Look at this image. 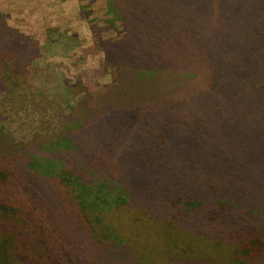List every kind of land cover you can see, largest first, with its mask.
Instances as JSON below:
<instances>
[{
  "label": "trees",
  "instance_id": "trees-1",
  "mask_svg": "<svg viewBox=\"0 0 264 264\" xmlns=\"http://www.w3.org/2000/svg\"><path fill=\"white\" fill-rule=\"evenodd\" d=\"M106 9L110 84L54 138L0 121V264H264V0ZM41 51L0 4V101Z\"/></svg>",
  "mask_w": 264,
  "mask_h": 264
},
{
  "label": "rangeland",
  "instance_id": "rangeland-1",
  "mask_svg": "<svg viewBox=\"0 0 264 264\" xmlns=\"http://www.w3.org/2000/svg\"><path fill=\"white\" fill-rule=\"evenodd\" d=\"M107 1L0 0L8 23L39 40L42 49L29 68L24 100L0 101V121L12 137L26 142L34 134L54 138L75 100L110 84L111 69L97 43L98 34L118 36L102 23Z\"/></svg>",
  "mask_w": 264,
  "mask_h": 264
}]
</instances>
